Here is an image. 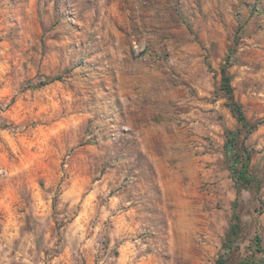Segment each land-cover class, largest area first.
I'll return each instance as SVG.
<instances>
[{"label":"rangeland","instance_id":"1","mask_svg":"<svg viewBox=\"0 0 264 264\" xmlns=\"http://www.w3.org/2000/svg\"><path fill=\"white\" fill-rule=\"evenodd\" d=\"M218 261L264 263V0H0V264Z\"/></svg>","mask_w":264,"mask_h":264},{"label":"trees","instance_id":"2","mask_svg":"<svg viewBox=\"0 0 264 264\" xmlns=\"http://www.w3.org/2000/svg\"><path fill=\"white\" fill-rule=\"evenodd\" d=\"M230 58V57H229ZM222 81H223V88L228 94L231 104L230 107L232 111L237 114V119L240 122V124L243 126V128H247L249 130H252V127L244 114L243 107L240 103H238L235 100L233 87L231 85L230 76L228 74V67H224L222 70ZM60 78H54L48 81V83H43L41 85H48L49 83L59 81ZM249 165H250V156H248L247 161L242 164L241 170L234 169V175L236 176V183L237 185H243L245 183L250 182L251 180L248 178V172H249ZM236 228H234V232ZM261 238L259 236L256 237V245L258 248H261ZM217 264H222L221 261H218ZM241 264H264V263H258V262H244Z\"/></svg>","mask_w":264,"mask_h":264}]
</instances>
